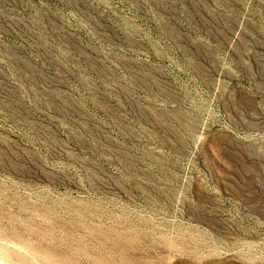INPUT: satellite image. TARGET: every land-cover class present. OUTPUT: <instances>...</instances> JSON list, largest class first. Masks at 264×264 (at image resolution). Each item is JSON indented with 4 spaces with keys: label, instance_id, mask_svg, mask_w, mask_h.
<instances>
[{
    "label": "rangeland",
    "instance_id": "obj_1",
    "mask_svg": "<svg viewBox=\"0 0 264 264\" xmlns=\"http://www.w3.org/2000/svg\"><path fill=\"white\" fill-rule=\"evenodd\" d=\"M0 264H264V0H0Z\"/></svg>",
    "mask_w": 264,
    "mask_h": 264
}]
</instances>
